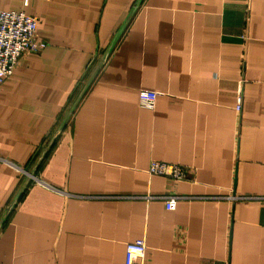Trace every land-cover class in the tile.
<instances>
[{"label": "crops", "instance_id": "obj_1", "mask_svg": "<svg viewBox=\"0 0 264 264\" xmlns=\"http://www.w3.org/2000/svg\"><path fill=\"white\" fill-rule=\"evenodd\" d=\"M0 10L40 45L0 83V264H124L140 238L145 264H264V0Z\"/></svg>", "mask_w": 264, "mask_h": 264}, {"label": "built area", "instance_id": "obj_2", "mask_svg": "<svg viewBox=\"0 0 264 264\" xmlns=\"http://www.w3.org/2000/svg\"><path fill=\"white\" fill-rule=\"evenodd\" d=\"M37 20L34 16L14 10H0V83L8 78L18 59L25 53L37 52L40 45L35 42ZM157 92L142 89L138 94V104L142 108L154 107ZM240 109V104L236 105ZM147 172L151 175L164 176L172 181L186 180L190 169L179 164L151 161ZM164 208L173 210L176 202L185 196L166 194L159 196ZM264 200V197H248ZM146 244L143 238L126 243L124 264H145Z\"/></svg>", "mask_w": 264, "mask_h": 264}]
</instances>
